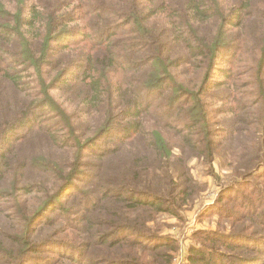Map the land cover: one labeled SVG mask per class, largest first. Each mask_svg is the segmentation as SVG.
Masks as SVG:
<instances>
[{"label":"trees","instance_id":"1","mask_svg":"<svg viewBox=\"0 0 264 264\" xmlns=\"http://www.w3.org/2000/svg\"><path fill=\"white\" fill-rule=\"evenodd\" d=\"M214 101L229 105L227 140L211 129ZM44 110L60 118L58 145L19 156L47 129ZM239 136L250 139L218 200L235 191L240 213L188 264H264V0H0V264H171L177 246L157 222L199 204L191 160L223 183L213 166Z\"/></svg>","mask_w":264,"mask_h":264},{"label":"rangeland","instance_id":"2","mask_svg":"<svg viewBox=\"0 0 264 264\" xmlns=\"http://www.w3.org/2000/svg\"><path fill=\"white\" fill-rule=\"evenodd\" d=\"M84 3L79 2V7ZM78 12H84L83 8L80 7V10ZM246 36V35H245ZM248 51L252 50V47L250 45L247 46ZM247 66H244L245 68L253 67L251 62L246 63ZM243 67V66H242ZM244 68V69H245ZM236 69H243L241 66H238ZM245 72V71H244ZM217 79L221 78L220 71H216ZM242 90L241 93H244L245 96H248L249 91L251 90L249 87H244V83L250 82V79L248 76H243L241 78H238ZM27 81H33L32 78H29ZM219 81H223V78ZM216 80V82H219ZM33 84V83H32ZM239 92V91H238ZM54 98L57 100L56 102L62 105V107L70 113H76L78 117L82 114L80 106L74 102V100L71 98L69 94H62V93H56L53 94ZM223 95L219 92L217 99L215 101L219 100ZM215 106L212 108H209L210 118L214 120L213 123H216L215 125L212 123L211 129L213 132H215L217 135H219L220 138H215L216 140H227V137L225 134L229 130V126L231 123V116L230 114H226V110L229 109L228 103L226 104H220L219 102H215ZM241 104L245 103L244 101H240ZM253 104L251 101L249 102V109L252 108ZM248 110V109H247ZM245 110V111H247ZM244 111V112H245ZM41 115V124H44L47 129L43 128L40 132H35L34 135H31L30 133L27 134V137L24 141H26L22 147L20 152L18 153L19 156H27L30 158L34 155V153H38L39 151H43L44 156L47 158V152H53V145H58V142L54 140L50 135V126H55L59 122L60 118L58 115H56L53 112H50L49 110H44L43 112H40ZM251 121L250 117L247 116H240L238 120V125H241L240 127L247 126ZM21 135L25 133V131L19 132ZM57 132L56 134H58ZM249 136H239L232 145L234 147L229 148L226 144L224 148L221 150L219 155L216 158V162L213 166V172L214 174H218L223 181V183H217L215 180L208 177L207 169L208 166H206L204 163L197 161V160H191L189 162V166L192 169V176L199 181V186L197 194L200 195L198 198L199 204L192 206V208L186 210L184 213L181 214L180 220H172V219H166V221H158L156 224L157 233L159 236H162V238H165L171 242H174L177 246V250L175 255L172 257L171 264H188V256L190 255V250L193 248L194 252L192 253L193 256L203 257L205 255V250H203V247L211 248L207 240H204V237L206 236V239L213 238L215 240L214 235H220V234H229L232 232L233 227L232 225L227 221V219L224 218L225 215H239L240 209L238 208V200L239 195L235 193V191H229L223 196V201L218 200L219 199V190L223 188L227 184V180L231 179L233 176L232 172L234 171L235 166L237 165L238 161H240L237 157L236 160L233 161V156L238 155L240 152L239 145H242L245 141L249 140ZM19 150V148L17 149ZM16 150V152H17ZM60 157L61 155L58 154ZM92 164H95V160H91ZM231 165V166H229ZM43 183H46V178H43ZM227 181V182H226ZM204 182L205 184V191L203 192V187L201 184ZM252 183H255V180L252 181ZM82 186L78 189H81ZM77 189V190H78ZM76 191V190H75ZM241 192V190H240ZM227 198H232L231 202H227ZM58 212H49L44 214L40 217V220L48 219V218H54ZM101 218H104V214H101ZM10 217V216H9ZM13 221L17 222L16 219H12ZM0 226L5 230L7 233H10V222H7L4 218L0 217ZM235 232H238L236 230ZM48 232L44 231L43 235L47 236ZM209 236V237H208ZM61 239V237L56 238V240ZM81 241V239L79 240ZM204 247V248H205ZM217 248L213 251H216L215 257L218 258V253H221L222 251H225L224 248H221L219 246H216ZM82 253L88 257L87 250L83 247L79 248ZM104 251L106 253V256L109 257L108 252H106L105 249L100 248L99 249V255H96L97 258L105 257ZM231 253V252H230ZM235 254V252L231 253ZM236 255H239L236 253ZM43 259H53L51 257H54L50 253L48 254H42L40 256ZM55 258V257H54ZM208 258L204 260L206 264ZM39 262V261H37ZM201 264V262H200ZM204 264V263H203Z\"/></svg>","mask_w":264,"mask_h":264}]
</instances>
